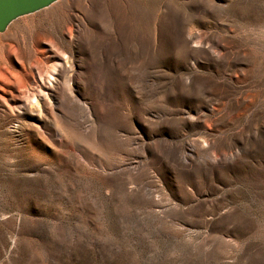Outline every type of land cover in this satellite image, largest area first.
Here are the masks:
<instances>
[{
  "label": "rangeland",
  "instance_id": "1",
  "mask_svg": "<svg viewBox=\"0 0 264 264\" xmlns=\"http://www.w3.org/2000/svg\"><path fill=\"white\" fill-rule=\"evenodd\" d=\"M65 2L0 34V264H264V0Z\"/></svg>",
  "mask_w": 264,
  "mask_h": 264
},
{
  "label": "bare ground",
  "instance_id": "2",
  "mask_svg": "<svg viewBox=\"0 0 264 264\" xmlns=\"http://www.w3.org/2000/svg\"><path fill=\"white\" fill-rule=\"evenodd\" d=\"M70 1L71 0H66L65 3H67L68 5ZM90 5L92 8H94V10L101 12L103 11L102 6L99 4L90 3ZM6 40H7L6 34L0 35V42ZM23 55L29 59V56H27L25 53H23ZM6 57L9 58V56ZM57 58H58V62H56V64L46 65L45 68L42 70L41 73L45 76V77L43 76V79L49 82L50 77H53V72L57 71L58 77L54 78V83L51 84L50 91L58 90L59 87H64L65 91L69 94V96L73 97V92L71 88H73L74 80L70 77V75H68V73L72 71V66L69 62L70 57L67 58L64 56V54L61 53L57 56ZM5 61L6 59L4 58V63ZM23 62H26L25 58L23 59ZM16 75L17 74L15 72H11V71L6 72L2 75L0 74V81L3 82L4 84H7L11 82L13 78H16ZM14 83L15 82H11V84L13 85ZM43 89H44L43 86L38 85L37 88L34 89L33 93L30 92L27 95V97H25V99L21 98V100H18L17 102L15 100L12 103H9L8 105H6L7 107L5 108L6 113L10 114L15 109V110H20L22 114L26 116H30L33 114L35 117H37L38 120H41V118L44 116L51 117L55 110L54 108L57 104L56 99H53L56 98V95L51 94V96L53 95V98L49 99L47 94L43 92L45 91Z\"/></svg>",
  "mask_w": 264,
  "mask_h": 264
},
{
  "label": "water",
  "instance_id": "3",
  "mask_svg": "<svg viewBox=\"0 0 264 264\" xmlns=\"http://www.w3.org/2000/svg\"><path fill=\"white\" fill-rule=\"evenodd\" d=\"M59 0H0V33L14 20L49 7Z\"/></svg>",
  "mask_w": 264,
  "mask_h": 264
}]
</instances>
